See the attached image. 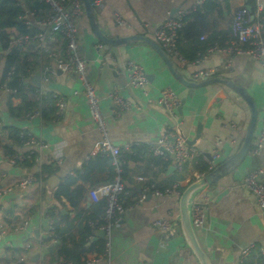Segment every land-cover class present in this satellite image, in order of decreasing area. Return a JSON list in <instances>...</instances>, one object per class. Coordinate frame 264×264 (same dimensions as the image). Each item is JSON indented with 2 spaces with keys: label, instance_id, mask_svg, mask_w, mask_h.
Instances as JSON below:
<instances>
[{
  "label": "crops",
  "instance_id": "0c3cea01",
  "mask_svg": "<svg viewBox=\"0 0 264 264\" xmlns=\"http://www.w3.org/2000/svg\"><path fill=\"white\" fill-rule=\"evenodd\" d=\"M194 2L105 0L95 6L93 17L103 34L113 40L143 36L155 41L154 32L179 10H190ZM83 6L85 13L78 20V53L88 62L87 80L101 98L102 113L110 115L112 103L107 97L114 90L121 98L141 108L124 112L116 119L109 118L111 142L119 147L140 144L138 152L144 153L147 144L157 142L171 131L176 122L157 103L161 92L171 88L184 102L178 115L179 133L182 131L180 134L192 141L201 125L195 146L210 153L217 139L221 140L222 158L217 167L225 166L244 142L251 119L248 104L237 92L221 83L200 88L184 86L147 43L114 46L102 42L94 34L92 20L84 3ZM205 7L208 14L190 17L181 34L179 49L188 63L174 61L185 79L198 83L202 81L193 79L196 72L221 68L226 63L227 57L217 53L207 55L199 63L193 62L198 54L205 55L213 44L223 45L228 41L230 21L237 9L246 7L253 18L264 22V0H222L220 4L206 0ZM116 15H120L127 26H117ZM142 25L149 27L145 29ZM5 53L8 52L0 47V83ZM32 57L36 74L21 82V96L12 100L7 94H0L3 97L0 123L4 134L0 139V187H9L30 174L42 177V181L0 199V226L8 230L0 242V264H61L64 260L80 264L81 260L103 252V237L97 232L91 236L87 222L103 217L104 201L92 199L91 191L111 183L114 171L109 158L98 154L101 136L90 117L79 76L60 73L49 82L41 79L38 86L34 78L40 77V65L49 61L44 53L36 50ZM131 60L142 66L148 76L146 94L126 87L127 75L123 67ZM216 77L246 91L257 106V123L248 155L237 168L225 171L217 183L196 197L201 202L205 197L211 200L207 223L197 230L202 248L213 264H238L242 249L249 244H255L256 250L264 249V212L257 206L253 194L243 186L246 175L264 167V145L258 155L253 154L264 125V69L261 61L242 55L234 58L230 71H223ZM59 97L66 99L68 107L56 120ZM9 104L16 112L18 108L24 111L31 107L30 111L41 104L44 116L30 121L23 112L19 118L13 117ZM16 132L29 133L49 146L41 152V168L34 165L31 168L21 161L29 148L22 145L20 133L18 136ZM56 159L61 160L60 165ZM44 167L48 168L47 173H43ZM193 174L191 167H186L181 175L172 162L128 156L123 167L125 202L131 205L147 184L166 188L181 182V187L186 188L195 181ZM179 199L151 196L141 207L129 210L113 231L110 258H104L99 264H198L188 249L179 250L184 239L178 224L164 234L152 227L155 220L163 217L169 216L171 222L176 220ZM24 221L29 222L27 229L14 233L12 228ZM22 255L25 260L20 262ZM251 257L247 264H256L251 263Z\"/></svg>",
  "mask_w": 264,
  "mask_h": 264
},
{
  "label": "built area",
  "instance_id": "2783aa9c",
  "mask_svg": "<svg viewBox=\"0 0 264 264\" xmlns=\"http://www.w3.org/2000/svg\"><path fill=\"white\" fill-rule=\"evenodd\" d=\"M105 0H94V5L98 6ZM215 4H220L222 0H212ZM206 0H195L190 10H179L169 18L162 26L154 32V39L165 54L174 62L180 64L188 63V60L181 54L179 43L181 34L184 32L189 18L197 15H207L205 7ZM38 7H29L24 0H20L19 6L22 10L18 17L20 25L25 32L20 33L16 29L9 31L8 47L15 48L19 54L24 57L28 64L26 73L18 75V86L12 87L11 83L17 76V65L13 64L10 70L3 77L0 83V94L5 93L14 96L18 93V88L25 78H31L36 74V67L33 63L32 53L36 50L44 53L49 61L48 64H41L39 75L44 82H49L58 74L76 73L82 84L83 94L88 105L90 117L100 133L98 154L109 158L114 171V180L111 183L100 186L91 191V197L95 201H104V214L101 219L90 220L87 222L89 233L93 236L94 232L102 231L103 252L101 255H95L81 260L80 264H99L104 258H110L112 250V235L125 214L133 209L141 207L149 197L164 199L172 196L178 198L183 193L181 182H176L170 187L158 188L154 184H147L142 189L139 197L127 205L124 196L127 194L123 180V167L127 163V157L157 158L163 162H172L176 170L183 175L186 167L193 169V180H200L208 173L213 172L217 167L218 161L222 158L220 149L221 140L217 139L214 148L210 153L200 151L195 145H191L189 139L179 133L180 122L178 120L179 111L182 108V100L178 94L171 88H166L161 92L158 99V105L162 107L169 117L176 122V125L163 138L157 142L146 145L144 153L138 152L140 144H127L123 147L115 146L110 139L109 118H119L124 112H130L133 109L141 108L120 97L117 90L108 95V100L112 103L110 115L102 113L100 109L101 98L98 96L95 87L87 80L88 62L78 53V20L85 13L83 0H38ZM263 9L262 5H258ZM115 24L117 26H127V22L116 15ZM148 29V25H142ZM230 38L223 45L213 44L205 55L198 54V59L193 63H199L209 54H222L227 57L226 63L220 68L206 69L196 72L193 75L195 81L211 79L223 71H230L234 58L247 55L261 61L264 69V22L252 17L251 12L246 7H240L232 15L230 25ZM123 69L127 75L126 87L133 90H141L146 94V86L149 84L148 76L142 66L134 61H128ZM74 94H78L75 92ZM0 95V102L2 101ZM68 107L66 99L59 97L56 101L55 119L62 117ZM42 105L33 108L26 115V119L32 121L36 118H42ZM235 127V125L233 126ZM3 126L0 123V139L3 138ZM20 140L23 146L29 148V151L21 157V161L41 168V152L49 146L41 140L36 139L29 133L21 132ZM264 145V125L263 131L258 139L253 154L258 155ZM57 165L61 164L60 159H56ZM207 166V172L196 170L199 163ZM42 181V177L30 174L22 180L9 187H0V199L4 196L25 190L34 184ZM138 181H142L138 179ZM243 186L255 197L257 206L264 212V167L250 172L243 181ZM211 200L205 197L204 201L194 200L192 219L196 230H201L207 223ZM167 217L155 220L152 227L164 234L171 229V219ZM28 221H24L18 226H14L12 231L20 233L27 229ZM6 228L0 226V242H3L7 235ZM51 239L52 236H50ZM56 242V240H53ZM43 243V242H42ZM26 249H29L27 246ZM257 249L255 244H249L241 251L238 264H247L253 252ZM259 252L264 256V249L259 248ZM25 260L22 255L20 262ZM61 264H74L64 260Z\"/></svg>",
  "mask_w": 264,
  "mask_h": 264
},
{
  "label": "water",
  "instance_id": "95a60500",
  "mask_svg": "<svg viewBox=\"0 0 264 264\" xmlns=\"http://www.w3.org/2000/svg\"><path fill=\"white\" fill-rule=\"evenodd\" d=\"M83 3L85 5L88 17H90L92 20L91 24H92L93 32L96 35V37L100 39L102 42L114 46L133 43V42L147 43L151 47H153L155 51L159 54V56L165 62L168 69L174 76V78L177 79L184 86L190 88H200L215 83L224 84L225 86L237 92V94L248 104L251 110L250 123L246 132L244 142L240 150L231 160H229L226 163L225 166L217 167L213 172L208 173L204 178L200 180L193 181L184 189L178 202L179 215L176 218V220L172 222L171 225V230H173L177 226V224L179 225L181 234L184 239V242L180 245L179 250L188 249L193 254L198 264H213L207 253L202 248L201 243L199 241L197 230L195 229L193 224L192 210H193L194 200L201 193H203L208 187L217 183L218 180L221 178V176L225 173V171H228L229 169L237 168L243 162L245 157L248 155L252 146V142L254 138V129L257 123V106L253 101L252 97L246 91L239 88L234 83L226 79H223L221 77L206 79L200 83L188 81L179 73L174 62L165 54V52L160 48V46L151 39H148L143 36H130L126 38L113 40L107 37L100 30L98 23L95 21V18L93 17V9L95 8V5L92 2H90V0H83ZM34 81L38 86H40L41 78L39 76L34 78ZM182 104H184V102ZM179 112L180 113L182 112V108L180 109ZM201 129H202L201 125H199L196 139L192 141L189 140L191 145H195L196 141L200 138ZM35 168L38 169L37 167ZM96 232L100 237L104 236L102 231H96Z\"/></svg>",
  "mask_w": 264,
  "mask_h": 264
},
{
  "label": "trees",
  "instance_id": "16d2710c",
  "mask_svg": "<svg viewBox=\"0 0 264 264\" xmlns=\"http://www.w3.org/2000/svg\"><path fill=\"white\" fill-rule=\"evenodd\" d=\"M24 1L31 8L38 7L39 5L38 0H24ZM19 2L20 0H0V47L3 51L8 52L7 54L5 53L6 56H3V59H2L5 64L3 77L10 70L13 64L17 65V68H16L17 76L13 79V82L11 83L12 87L18 86V75L20 73H26V69L28 66V64L25 63L24 61L25 56L22 57L19 54L17 49L15 48L9 49L8 47L9 31L11 29H16L20 33L25 32L24 28L20 25L18 21V17L20 13L22 12L20 6L18 5ZM21 93H22V89L19 87L18 93L10 97L12 100L18 99L21 96ZM11 104H9V110H10L11 116L16 117V118H19L23 114V112L26 115L29 112V109H31L30 107L29 109L26 108L23 111L22 110L23 108H18L16 112V109H14L11 106ZM34 104L37 105V102H35ZM55 113H56V110H55ZM43 116H44V112L42 113V117ZM16 133L19 136L20 132H16ZM109 161L110 159L108 160V162ZM110 163L109 165L111 166ZM28 166L31 168L33 167L31 164H28ZM195 168L196 170L202 173L207 172V166L204 163L200 162ZM42 171L43 173H47L48 168L44 167ZM112 171H113V168H112ZM114 177L115 175L113 174L112 181L114 180ZM184 189L185 188H183V191ZM78 191L83 192V189H78ZM252 255L253 256L251 257V263L264 264V256L260 254L259 249L254 251Z\"/></svg>",
  "mask_w": 264,
  "mask_h": 264
},
{
  "label": "rangeland",
  "instance_id": "374dc122",
  "mask_svg": "<svg viewBox=\"0 0 264 264\" xmlns=\"http://www.w3.org/2000/svg\"><path fill=\"white\" fill-rule=\"evenodd\" d=\"M180 133L182 134V131H180Z\"/></svg>",
  "mask_w": 264,
  "mask_h": 264
}]
</instances>
